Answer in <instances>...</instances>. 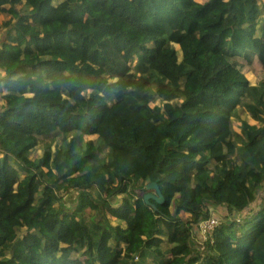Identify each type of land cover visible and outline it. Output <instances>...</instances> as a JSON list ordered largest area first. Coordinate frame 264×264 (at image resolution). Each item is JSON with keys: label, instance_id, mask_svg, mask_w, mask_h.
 <instances>
[{"label": "trees", "instance_id": "16d2710c", "mask_svg": "<svg viewBox=\"0 0 264 264\" xmlns=\"http://www.w3.org/2000/svg\"><path fill=\"white\" fill-rule=\"evenodd\" d=\"M0 15V264H264L261 0Z\"/></svg>", "mask_w": 264, "mask_h": 264}, {"label": "rangeland", "instance_id": "374dc122", "mask_svg": "<svg viewBox=\"0 0 264 264\" xmlns=\"http://www.w3.org/2000/svg\"><path fill=\"white\" fill-rule=\"evenodd\" d=\"M261 2L264 3V0H261ZM4 21H5L4 16L0 15V24H4ZM2 30L3 29H0V36L2 34ZM155 104L159 105L160 107H164V106L167 105V103L163 102L161 99H156L155 100ZM245 117H246L245 114L242 115V118L245 119ZM234 124L235 125H239V120H235ZM210 210H211V215L213 217H216L219 220H221V218H223L226 214H228V212L225 209H223V208L211 207ZM204 238H205V235H203L201 233L200 229H197L196 234H195V239H196L197 245H199V246L202 245V242H203ZM144 262H147V259H145Z\"/></svg>", "mask_w": 264, "mask_h": 264}, {"label": "built area", "instance_id": "2783aa9c", "mask_svg": "<svg viewBox=\"0 0 264 264\" xmlns=\"http://www.w3.org/2000/svg\"><path fill=\"white\" fill-rule=\"evenodd\" d=\"M218 223L219 222L216 218L211 217L209 219L201 221L198 229H200L201 233L206 236L213 232Z\"/></svg>", "mask_w": 264, "mask_h": 264}, {"label": "water", "instance_id": "95a60500", "mask_svg": "<svg viewBox=\"0 0 264 264\" xmlns=\"http://www.w3.org/2000/svg\"><path fill=\"white\" fill-rule=\"evenodd\" d=\"M146 188L149 189V190L155 189L158 192V196L150 194V195L147 196V199L154 198L158 202H163L164 197H163V195L160 192V189H159V186H158L157 182H153V183L148 184Z\"/></svg>", "mask_w": 264, "mask_h": 264}]
</instances>
